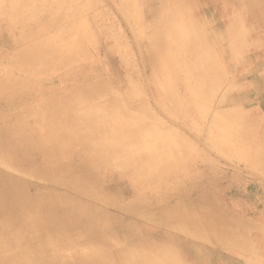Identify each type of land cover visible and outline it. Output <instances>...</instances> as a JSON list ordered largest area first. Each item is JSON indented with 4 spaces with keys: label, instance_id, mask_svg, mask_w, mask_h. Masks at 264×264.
Segmentation results:
<instances>
[{
    "label": "rangeland",
    "instance_id": "374dc122",
    "mask_svg": "<svg viewBox=\"0 0 264 264\" xmlns=\"http://www.w3.org/2000/svg\"><path fill=\"white\" fill-rule=\"evenodd\" d=\"M169 38L192 73L174 84L159 68L157 41ZM185 79L187 94L176 83ZM261 136L264 0H0V177L25 190L19 205L76 197L103 230L61 237L55 225L64 246L36 236L47 261L183 264L165 251L171 231L264 259ZM49 158L82 168L100 202L64 187L75 186L68 170L55 179L63 186L36 174ZM0 223V247L23 235L20 221ZM35 249L23 238L7 256L42 264Z\"/></svg>",
    "mask_w": 264,
    "mask_h": 264
},
{
    "label": "bare ground",
    "instance_id": "6f19581e",
    "mask_svg": "<svg viewBox=\"0 0 264 264\" xmlns=\"http://www.w3.org/2000/svg\"><path fill=\"white\" fill-rule=\"evenodd\" d=\"M182 2V1H181ZM181 5V4H180ZM183 5V4H182ZM185 7V6H184ZM176 8V7H175ZM186 8V7H185ZM185 10V9H184ZM189 11V10H188ZM184 12V11H183ZM188 13V12H187ZM184 14V13H183ZM177 15V14H176ZM171 17V16H170ZM189 18V17H187ZM169 19V16H168ZM193 16L191 18V20H189V22L194 21L193 20ZM167 20V19H166ZM172 22V21H170ZM197 23H199V21H196ZM175 23V22H174ZM181 25V24H179ZM186 25V24H185ZM196 26V25H195ZM193 27V26H192ZM197 27V26H196ZM172 29V28H171ZM193 30V29H192ZM174 31V30H173ZM195 31V30H194ZM196 32V31H195ZM177 39V38H176ZM195 39V38H194ZM200 39V38H199ZM172 39H168V40H163L162 42L157 41L159 48L161 50V64H159V68L161 70V72L163 74H165L164 78L170 82L171 80V84H174L172 81L173 77H179V79H184V77H186L185 75H190L191 77V67L189 66H183L181 65V56H185L184 54H177V50H176V44H174V41H170ZM178 40V39H177ZM201 40V39H200ZM176 42V41H175ZM191 42V41H190ZM179 43V42H178ZM190 44V43H189ZM183 46V45H181ZM178 48V47H177ZM188 48L189 47H185L183 50H185L188 53ZM180 49V48H179ZM193 49V47H192ZM205 51V50H204ZM171 52V53H170ZM167 61V64L165 63ZM192 63V62H191ZM195 65V64H193ZM186 71V72H184ZM187 79V78H186ZM182 80L181 83H178L177 85H180L179 89L180 92H182L183 94H187V90H189V81ZM191 79V78H189ZM188 80V79H187ZM199 82V81H198ZM210 91V90H209ZM164 100V99H163ZM223 100V99H222ZM163 102V101H162ZM165 103V102H164ZM113 104V103H112ZM162 104V103H161ZM109 106V105H108ZM111 106V105H110ZM109 106V107H110ZM100 107V106H99ZM111 108V107H110ZM48 110V109H47ZM42 111V109H41ZM49 113V112H48ZM255 114V113H254ZM260 114V113H259ZM45 115V114H44ZM46 116V115H45ZM262 116V115H261ZM260 116V117H261ZM261 119V118H260ZM259 123V122H258ZM261 124V122H260ZM112 129H116L115 126H109ZM138 135V134H137ZM136 135V137H137ZM244 136V135H243ZM139 138V137H138ZM137 138V139H138ZM245 140V139H243ZM242 140V141H243ZM258 140V139H257ZM20 141V140H19ZM259 144L260 147H264V136H261V138H259ZM22 142V141H21ZM137 142V141H136ZM247 142V141H246ZM257 142V141H254ZM17 143V141H16ZM139 143V142H138ZM20 144V143H19ZM256 146V145H255ZM258 147V146H257ZM5 147H3L2 144H0V149L3 150ZM93 149V148H92ZM261 149V148H260ZM262 151V150H261ZM82 152V151H81ZM96 152V151H95ZM120 152V151H118ZM88 153V152H87ZM258 153V152H256ZM264 153V152H263ZM89 154V153H88ZM120 154H122L120 152ZM259 154V153H258ZM46 155V154H45ZM93 155V154H92ZM119 155V153H118ZM257 155V154H256ZM48 156V155H46ZM50 156V155H49ZM87 156V155H86ZM99 156V155H98ZM102 156V155H101ZM120 158V157H119ZM255 158V157H254ZM76 159V158H75ZM96 159V158H95ZM115 159V158H114ZM148 159V158H147ZM55 160H49L47 159L46 165L45 167L41 168L40 170H38L36 172V174H38L41 177H44V179L46 181H48L49 183H55L58 186H63L62 184H60L58 181H56L55 179H57L59 177V174H61L62 172H64L65 170L70 171L71 173H74V183L75 186H73L72 188L64 185V187L73 190L76 194L83 196L89 203L91 202H100V200L102 199L98 194L93 193V190L91 189L90 186V182H88L86 180V178L84 177V175L81 172L82 168H76V166L74 165H68L66 168L64 166H55V168L52 166L53 162ZM60 161V160H59ZM70 161V160H69ZM75 161V160H74ZM77 161V160H76ZM259 164H261L263 161H260V158L256 159L255 162H257ZM63 162V161H62ZM75 163V162H74ZM264 164V162H263ZM66 165V164H65ZM102 165V164H100ZM102 167V166H101ZM86 168V167H85ZM86 170V169H85ZM90 171V170H89ZM137 171V170H136ZM144 172V171H143ZM93 173V172H92ZM142 174V173H141ZM87 175V174H85ZM145 175V174H144ZM143 175V176H144ZM96 176V175H95ZM136 176V175H135ZM73 178V179H74ZM88 178V177H87ZM94 178V177H93ZM139 178V177H138ZM146 178V177H145ZM65 179V178H64ZM67 179V178H66ZM97 179V178H96ZM94 179V180H96ZM140 179V178H139ZM62 180V179H61ZM141 180V179H140ZM144 180V178H143ZM93 182V181H91ZM96 182H99V180L97 179ZM73 185V184H72ZM100 185V184H99ZM100 189V188H99ZM97 193V192H96ZM106 193V192H105ZM104 193V194H105ZM23 195H25V190H21L16 188V186H14L13 184L8 185V183L6 181H4V178L0 177V218L2 217H7L10 218L11 220H14L15 222H17V224H21L22 228H23V235L21 236V234L19 233L17 238H11L7 243V246H3L0 247V260L2 263H9V264H20V258H18L17 256H7L10 254V246L13 245V243H18L20 242V239L22 240L23 238L25 239V241L27 240H31V242H34V249L36 250V253L38 254V256L40 257V259L44 260L42 264H53V262L51 261H47L48 258L46 257L47 252L49 251L47 249V247L45 246H37V240H36V236L40 235V241L44 242H48V237H50L52 240H54V244L56 246V248L62 247V245L64 246L65 243L60 244V239H56L53 236L55 235V225H59L60 223V227L62 228V230L64 231L63 233H61V237L64 236V234H66L67 232H70L71 234H73V230L71 228H73L75 231H79L83 234H87V235H93L95 236L98 231H103L101 229V226L98 225L97 223H95V220H89V217L87 216L88 212L91 211L92 207H90V205L86 204V205H78V203H76V201L78 199H76V197H74L73 199L70 196H64V197H60L57 199L56 196L54 195H50L47 196L45 198V202L42 204L41 207L36 206L35 203L31 204H24V205H19L18 201L20 199V197H22ZM3 196V197H2ZM105 199V198H104ZM153 199V198H152ZM155 199V198H154ZM108 201V200H107ZM42 201H38L37 203L40 204ZM63 202L64 204H71L73 209H68L66 211H61L59 208V204ZM112 204V203H111ZM140 205V204H139ZM35 208H38L41 210V212H46V213H51V214H55V216H57L58 220L53 222L52 220H46V218H38L36 216V214L33 212L35 211ZM37 209V210H38ZM131 210V209H130ZM221 210V209H220ZM45 213V214H46ZM135 213V211H134ZM19 214H25L26 217L23 218V220H19ZM147 216V215H146ZM154 217V216H153ZM152 217V218H153ZM36 220H35V219ZM159 218V217H158ZM85 219V220H84ZM150 219V218H149ZM84 220V221H83ZM153 220V219H152ZM224 220V219H223ZM46 221V222H45ZM154 221V220H153ZM187 221V220H186ZM209 219L207 220V224H209ZM204 224V223H203ZM217 224V223H216ZM231 224V223H230ZM229 225V224H228ZM5 224L0 223V231L5 229ZM164 226V225H163ZM207 227V226H206ZM226 229V228H225ZM209 232V231H208ZM213 234V233H212ZM214 235L217 236L219 235L217 233V231L214 232ZM105 236L99 238V241H101V239L103 240ZM5 238V237H4ZM80 241L81 238L77 237ZM95 239H98L97 237H94ZM98 241V242H99ZM53 246V247H55ZM81 254H78V256H80ZM9 257V258H8ZM133 259H137L139 261H141L142 259L144 260V257H135L133 256ZM146 258V257H145ZM9 259V260H8ZM23 259H25V263L26 264H31L30 262V256L29 255H25L23 257ZM98 261V260H96ZM61 260L59 259L58 261H56L54 264H61ZM144 262V261H143ZM101 263V262H100ZM143 264V263H142Z\"/></svg>",
    "mask_w": 264,
    "mask_h": 264
},
{
    "label": "crops",
    "instance_id": "0c3cea01",
    "mask_svg": "<svg viewBox=\"0 0 264 264\" xmlns=\"http://www.w3.org/2000/svg\"><path fill=\"white\" fill-rule=\"evenodd\" d=\"M167 238L168 240L163 243L165 251L175 253L183 264H264V259L258 254L254 257L252 250H250L251 254L241 256L211 248L198 240L189 239L190 242L186 245L185 240L177 239L172 231Z\"/></svg>",
    "mask_w": 264,
    "mask_h": 264
}]
</instances>
